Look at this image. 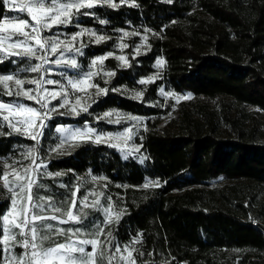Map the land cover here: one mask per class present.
<instances>
[{
    "label": "trees",
    "instance_id": "1",
    "mask_svg": "<svg viewBox=\"0 0 264 264\" xmlns=\"http://www.w3.org/2000/svg\"><path fill=\"white\" fill-rule=\"evenodd\" d=\"M112 2L120 6L82 9L88 15L73 16L70 29L108 37L85 44L84 61L123 53L128 66L107 57L101 67L115 75L94 81L108 91L82 116L54 118L42 149L54 145L57 125L114 131L119 126L101 118L118 112L143 120L135 135L143 159L109 144L81 143L49 161L48 171L63 175L42 177L44 187L34 191L60 206L84 177L102 182L120 219L108 224L88 209L82 223L104 229L101 240L112 232L106 253L136 241V264H264V125L256 116L264 114V0ZM0 13V19L14 16L7 5ZM2 60L0 75L27 77L22 60ZM149 77L155 79L140 83ZM10 132L0 116V161L12 165L23 162L34 140ZM9 209L0 188V213Z\"/></svg>",
    "mask_w": 264,
    "mask_h": 264
},
{
    "label": "snow or ice",
    "instance_id": "2",
    "mask_svg": "<svg viewBox=\"0 0 264 264\" xmlns=\"http://www.w3.org/2000/svg\"><path fill=\"white\" fill-rule=\"evenodd\" d=\"M126 0H120V3H125ZM171 3L172 0H167ZM103 3L111 8H118L120 5L113 3L112 0H49L45 3V0H29L28 3L17 4L16 0H0V6L7 5L9 10H15L19 12H27L31 17V21L34 24H30L29 20L17 19V18H3L0 19V53H3L6 57H20L32 59L36 58L41 63L30 65L25 70L32 73L39 74L43 68L44 63H48L45 56H37V51L47 52L48 49L45 45L50 44V50L53 54L60 52L63 55V51H76L80 52L79 48H72L69 44H63L62 41L56 38H45L41 34V29L51 28L54 25L69 24L72 22V17L77 14L88 15L87 11L81 12L82 9H93L98 4ZM135 3L132 7H136ZM2 16V13H0ZM100 23H104L103 20ZM31 28V31L26 29ZM11 31V35H5ZM87 33L89 36L95 37V43L100 44L102 41L108 39L105 36H97L96 33L90 30H82L72 37V41L76 40L77 36H81ZM125 36L130 35L125 32ZM13 37H23V39H13ZM147 37H145V40ZM34 41L35 46L29 43ZM7 42V43H6ZM121 48L127 47V45H120ZM83 55V53H80ZM139 54V50L138 53ZM112 53H108L111 56ZM107 57L100 56L92 61V66L97 64H103ZM122 61V66L127 67V58L124 56L116 57ZM3 60L0 59V63ZM55 63H67L71 68H77L78 64L75 59L67 61H54ZM157 66H163L165 63L163 59L157 60ZM99 75L98 72H88L84 74L82 79L70 80L69 84L73 90L79 89L85 91L87 88L96 87L97 95L105 94L108 89L99 88L98 85L90 83L91 77ZM107 76H114L115 73H105ZM155 77H149L147 80H141V84L151 83ZM11 85L14 86L10 87ZM57 83L51 79H44L43 76L24 80L15 75H0V84H3L5 89V95L23 97L29 101H35L40 104L41 107H46L49 96L51 99L63 96L64 103L61 107H67L69 100L64 92H49L47 88H44V84L52 85ZM36 85L35 89L25 88V85ZM163 93V90H161ZM142 93H137L136 98H139ZM171 95V94H169ZM185 99L190 97H183ZM79 97L76 98V103L72 105L70 111L67 114L80 115L81 112H87V106H80V111H77L76 105H79ZM8 114H4V112ZM61 115L65 113H60ZM106 116L111 113H106ZM0 116H3V120L7 122V127L11 129V132L21 136L30 137L33 140L43 135L41 129L44 127V119L47 118V113L41 114L37 108L28 106L23 103H5L0 101ZM11 117V119H10ZM39 121V123H37ZM119 123V120L115 121ZM57 132L66 133L67 138L71 140H79L81 143L92 141L95 130L92 128H65L59 127ZM2 134V133H0ZM122 137L126 136L131 138L130 134H121ZM113 138L111 134L107 137L101 135H95V143L106 142V139ZM61 145L60 147H62ZM118 145L113 144L112 147ZM138 151V149H136ZM36 149L30 148L26 154L27 158L32 160V163L27 166H21L17 169L12 166L11 179H9L10 173L5 170L0 176L3 180V188L11 193L10 204L11 207L5 213H0V221L3 222V228L0 230V264H112L114 260H118L120 264H136V257L133 256L134 252H139L133 245L136 241H133V245H126L123 250L119 246H115V253L119 256L106 253L105 243L112 244V232H107V239L101 240L100 237L104 234V229L97 228L95 232L90 235L91 239H79L81 235V228H59L50 221H57L60 224L68 223L72 221L80 224L87 213L76 214L73 209L77 205V196L80 192L77 186L70 192L68 199L65 203L57 206L54 203V198L51 196H39L35 189L43 188L44 185L37 182L36 173L42 166L36 163L35 155ZM55 151V149H54ZM47 175L61 176L63 173L57 172L55 174L46 173ZM95 180V177H93ZM150 184H145L144 187L148 188ZM155 186H159L157 183ZM61 187H67L61 185ZM90 195L93 197L92 203L88 204L89 196L85 195L79 200V204L96 208L100 206L99 197L103 193L92 192ZM109 199H111L109 197ZM107 216L106 223L111 224L113 220L118 221L121 213H115L112 205L109 204L107 208L103 209ZM58 237H64V242H56ZM77 237V239H73ZM47 242V246H46ZM85 245L90 246V250L85 248ZM20 248L22 251L19 255L15 254L14 250ZM124 253H127L125 255ZM140 256L145 253H139Z\"/></svg>",
    "mask_w": 264,
    "mask_h": 264
},
{
    "label": "rangeland",
    "instance_id": "3",
    "mask_svg": "<svg viewBox=\"0 0 264 264\" xmlns=\"http://www.w3.org/2000/svg\"><path fill=\"white\" fill-rule=\"evenodd\" d=\"M29 0H16L17 4H24V3H28ZM49 0H45V3H48ZM14 11V16L9 18H17V19H25V20H29L30 24H34L33 21H31V17L28 15L27 12H19V11ZM73 18V17H72ZM74 24L71 22L69 24H62V25H54L51 28H44L41 29V34L43 37L45 38H56L58 37L60 41L63 42V44H69L70 42V46L72 48H79L80 52H76V51H63V55L60 54V52H57L55 54H53L50 50V44L49 45H45V47L48 49L47 52L44 51H37V56L43 55L45 56V59L48 61V63H44L43 64V68L41 70V72L39 74L37 73H32L30 71L28 72L27 77L25 78H21L24 80H28V79H32V78H36L38 76H43L44 79H51L53 81H57V83L52 84V85H48V84H44L43 87L47 88L49 90V92L52 91H56V92H64L67 95V99L69 100V104L67 107H61V105L64 103V98L63 96L61 97H57L56 99H51V97L49 96L46 104V107H41L40 104L36 103L35 101H29L26 100L23 97H15V96H7L5 95L4 99H0V101H3L5 103H23L26 104L28 106L31 107H35L38 109L39 112H41V114L43 113H47V118L44 119V127L41 129V131L43 132V135H41L38 140H34V146L33 148H35L36 151V155H35V160L37 164H40L42 162V166L39 168L38 172L36 173V177H37V182H40L42 177H57L55 175H47L46 173H51L48 171V164L49 161L53 158L59 157V156H63L66 154H69L70 152H72L79 144H81V142L79 140H71L70 138H67V134L66 133H61V132H57L56 134V138L54 141V145L52 146V148L48 149L47 153H44L43 145H42V140L44 135L46 134V131L48 130L51 121L54 118H59V117H68V118H77L83 115V113L85 112H81L80 115H70L67 114L72 105L76 103V98L79 97L80 103L79 105H76L77 107V111H80V106H87L89 107V103L97 96V88L96 87H90L87 88L85 91H80L79 89L73 90L71 85L69 84L70 80H77V79H82L84 74L88 73V72H98L99 75H95L91 77V81L90 83L93 85H98L99 88H104V86L97 84L94 81L95 77H100L103 81H106L108 79L109 76L105 75V73H108L106 71H104L101 67V64H97L95 67L92 66V61L95 60L96 58H93L92 60H90L89 62L84 61L81 57H83L84 52H83V46H85V44L93 42L95 43V37L89 36L87 33H85L84 35L81 36H77L76 40L72 41V37L74 35H76L78 32H81L82 30L85 29H79L77 31H72V29H70V27H73ZM26 31H31V28L26 29ZM5 35H11V31L9 33H6ZM13 39H23V37H13ZM7 43V42H6ZM29 43L33 44L34 47L35 43L34 41H29ZM142 51V48H136L135 52L138 53ZM80 53H83V55H81ZM119 56H124L123 53H114L111 56L104 55V57H119ZM125 57V56H124ZM0 58L1 59H5V58H10V57H6L3 53H0ZM11 58H16L17 61L22 60L23 65L22 68L25 70L27 67H29L30 65H34L36 63H41L40 60L36 59V58H32V59H27V58H20V57H11ZM70 59H75L77 61L78 67L77 68H71L67 65V63H55L54 61L60 60V61H67ZM117 59V58H116ZM118 60V59H117ZM119 63L122 65L123 62L118 60ZM87 62V63H86ZM10 87H13V90H15L14 86L11 85L10 82ZM25 88H32L35 89L36 85H29L26 84ZM0 90L5 93V89L3 84H0ZM130 95H132L133 97L136 98V94L132 93V92H128ZM169 97H171L173 100L176 101H180V100H184L185 98L183 97H189V95L185 94V95H167ZM60 113H65L63 115H61ZM111 115L106 116L104 115L101 119L106 120L109 123L112 124H116L119 127L117 129H115L114 131H110V132H105V131H101V130H97L93 127H91L88 123L84 124V125H79L77 123H71V124H62V125H57L55 127V129L59 128V127H65V128H81V129H87V128H92L95 130V133L93 135L92 143H95V135H101L102 137H107L108 134H111L113 138L111 139H106V142L103 143H95V144H109V145H113L116 144L118 145L116 148L118 149V151L124 155V156H132V157H136L137 159H139L140 161H142L143 159V154L140 153V146L137 145L135 143V135L138 133L139 129L143 126V120L137 116H127L118 112H110ZM4 114H8L6 111L4 112ZM256 116L258 119H260L262 126L264 125V114L262 112H257ZM11 119V117H10ZM100 119V118H99ZM119 120V123H116L115 121ZM7 123V122H6ZM37 123H39V121H37ZM127 131V133L130 134L131 138L128 139L126 136H123L121 134H125ZM27 137V136H26ZM30 138V137H28ZM61 145H63L62 147H60ZM55 149V151H54ZM138 149V151L136 150ZM32 163V160H30L29 158H27V156L23 159V162L20 163H14L12 165L10 164H6L3 161H0V167H2L3 172L5 170L9 171L10 176L9 179H11V172H12V167H15L17 169H20L21 166L23 167H27ZM6 166H12V167H7ZM54 174V173H52ZM79 187L81 193L78 194L77 196V205L76 207L73 209V211L76 214H82V213H87L88 209H97L100 211L103 220L107 221V216L105 215L103 209L107 208L108 205L110 204L109 202V198L106 194V192L104 191V185L102 182L98 181V180H94L92 178H86L84 177L82 180H80L77 184L76 187ZM0 188L3 190V193L8 196L10 198L11 193L3 188V180L0 179ZM92 192H97V193H103V195H101L99 197L100 199V206L96 207V208H91V207H86L83 205L79 204V200L83 198V196L87 195L89 196V200H88V204L92 203V199L93 197L90 195V193ZM54 203H56L57 206H59V204L54 200ZM11 207V204H10ZM86 216H84L85 218ZM83 221V220H82ZM50 223H53L54 225H56L59 228H81V235L78 237L79 239H91L93 238L90 234L92 232H95L96 229V224L92 225L91 228H87L85 225H83V223L81 222L80 224L74 223L72 221H69L68 223H64V224H60L57 221H50ZM64 238V237H62ZM73 239H77V237H73ZM46 246H47V242H46ZM85 248L90 250V246L85 245ZM123 250V248H121ZM21 249L20 248H16L14 250L15 254L19 255L21 253ZM114 255L119 256L118 253H115V250L111 253ZM125 255H127V253H124ZM112 264H120V262L118 260H114L112 262Z\"/></svg>",
    "mask_w": 264,
    "mask_h": 264
}]
</instances>
